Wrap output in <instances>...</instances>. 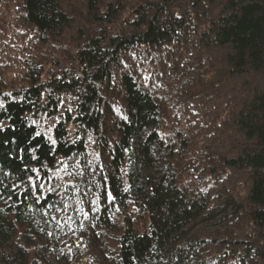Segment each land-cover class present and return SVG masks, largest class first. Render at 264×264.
Returning <instances> with one entry per match:
<instances>
[{"label":"trees","instance_id":"trees-1","mask_svg":"<svg viewBox=\"0 0 264 264\" xmlns=\"http://www.w3.org/2000/svg\"><path fill=\"white\" fill-rule=\"evenodd\" d=\"M0 102V264H264V0H0Z\"/></svg>","mask_w":264,"mask_h":264},{"label":"snow or ice","instance_id":"snow-or-ice-1","mask_svg":"<svg viewBox=\"0 0 264 264\" xmlns=\"http://www.w3.org/2000/svg\"><path fill=\"white\" fill-rule=\"evenodd\" d=\"M4 104L3 102H0V108H3ZM32 124H37L36 120L32 121ZM57 125V122H53L51 124V126L47 129V134L44 133V130H39V131H34V137H42L43 136V143L48 144L49 145V151H48V155L49 156H53V154L55 152H57V145H58V141L57 139H54L53 136L51 135L52 133V129L55 128ZM13 131H15V128L13 127L12 129ZM5 131V129L3 127H0V132ZM12 142H15V137H13ZM7 143V141L5 142ZM41 147V143H36V145L34 147H29L28 148V152H30L31 155V160L37 161L39 162L40 157L38 155H36L35 153L37 152V150ZM20 151H25L24 148H21ZM76 155H80V153H77ZM53 159L55 160V165L54 167H49L48 163L42 164L40 167H31L29 168L27 166V164L24 165L22 172L24 173H33V175H28L27 176V182L30 185L29 188V192L31 193V196L34 198V203L36 204H40L42 201H46V197L44 195V193H51L53 195H58V187L59 185L53 186L51 184V181L53 178L58 177L60 172H64L65 175L69 178V182L72 179H75L78 176H84L85 172L87 171V163L81 165V162L79 160H75L74 161V157L73 156H69L67 155V153H65V155L61 158H56L53 156ZM74 161V162H73ZM74 167V168H81V171L78 172H71L68 171L69 167ZM42 173H44L42 175ZM48 173H51V175H48ZM96 173H92L91 175H95ZM44 181H47V183H45ZM102 183L104 185V187L107 189V177H102ZM124 191H127V188L124 189ZM11 198V197H9ZM27 198V195L26 197ZM105 198L104 194L102 193L101 195H97L95 200H91L90 204L92 205H97V207H92L90 210L92 212H96L98 211V205L101 202V200ZM106 199L107 201L110 203L112 201H114L115 196L113 195L112 191L110 189H108L106 191ZM61 203H63V201H61ZM81 204L84 203V201L81 199L80 201ZM65 209H67L69 207L68 204H64L63 205ZM49 208H55V210L58 212L60 211L59 208L55 207V204H48ZM80 213H82L85 217V219H87L88 217V212H85L83 207L79 208ZM52 219H56L55 217H53ZM69 219H71L69 217ZM57 223H59V221H57Z\"/></svg>","mask_w":264,"mask_h":264}]
</instances>
